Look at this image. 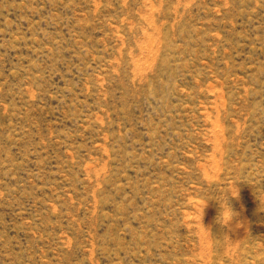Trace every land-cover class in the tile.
I'll use <instances>...</instances> for the list:
<instances>
[{
  "label": "rangeland",
  "instance_id": "obj_1",
  "mask_svg": "<svg viewBox=\"0 0 264 264\" xmlns=\"http://www.w3.org/2000/svg\"><path fill=\"white\" fill-rule=\"evenodd\" d=\"M0 264H264V0H0Z\"/></svg>",
  "mask_w": 264,
  "mask_h": 264
},
{
  "label": "clouds",
  "instance_id": "obj_2",
  "mask_svg": "<svg viewBox=\"0 0 264 264\" xmlns=\"http://www.w3.org/2000/svg\"><path fill=\"white\" fill-rule=\"evenodd\" d=\"M232 213L230 208L227 206L226 202L224 201L223 206L221 207V212L219 216V222L221 224H227V222L231 219Z\"/></svg>",
  "mask_w": 264,
  "mask_h": 264
}]
</instances>
